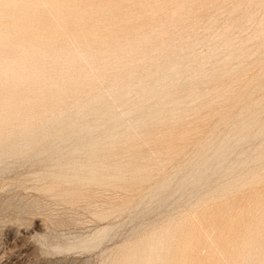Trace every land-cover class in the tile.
<instances>
[{
    "label": "rangeland",
    "instance_id": "1",
    "mask_svg": "<svg viewBox=\"0 0 264 264\" xmlns=\"http://www.w3.org/2000/svg\"><path fill=\"white\" fill-rule=\"evenodd\" d=\"M0 264H264V0H0Z\"/></svg>",
    "mask_w": 264,
    "mask_h": 264
}]
</instances>
